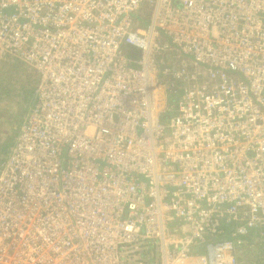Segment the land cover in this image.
Returning a JSON list of instances; mask_svg holds the SVG:
<instances>
[{"label":"built area","instance_id":"built-area-1","mask_svg":"<svg viewBox=\"0 0 264 264\" xmlns=\"http://www.w3.org/2000/svg\"><path fill=\"white\" fill-rule=\"evenodd\" d=\"M0 57V264H264V0H0Z\"/></svg>","mask_w":264,"mask_h":264},{"label":"rangeland","instance_id":"rangeland-1","mask_svg":"<svg viewBox=\"0 0 264 264\" xmlns=\"http://www.w3.org/2000/svg\"><path fill=\"white\" fill-rule=\"evenodd\" d=\"M37 75L15 58L0 57V167L32 101Z\"/></svg>","mask_w":264,"mask_h":264},{"label":"crops","instance_id":"crops-1","mask_svg":"<svg viewBox=\"0 0 264 264\" xmlns=\"http://www.w3.org/2000/svg\"><path fill=\"white\" fill-rule=\"evenodd\" d=\"M250 240L251 245L253 246L252 249L249 250L248 258H255L257 256H262L264 258V244L259 242V240H255V238H251L250 236L247 237V240Z\"/></svg>","mask_w":264,"mask_h":264}]
</instances>
